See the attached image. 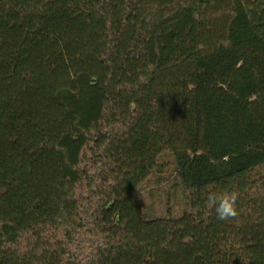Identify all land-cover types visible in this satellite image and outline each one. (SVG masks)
<instances>
[{
  "label": "trees",
  "instance_id": "1",
  "mask_svg": "<svg viewBox=\"0 0 264 264\" xmlns=\"http://www.w3.org/2000/svg\"><path fill=\"white\" fill-rule=\"evenodd\" d=\"M0 264H264V0H0Z\"/></svg>",
  "mask_w": 264,
  "mask_h": 264
},
{
  "label": "rangeland",
  "instance_id": "2",
  "mask_svg": "<svg viewBox=\"0 0 264 264\" xmlns=\"http://www.w3.org/2000/svg\"><path fill=\"white\" fill-rule=\"evenodd\" d=\"M172 173L173 172L165 176L171 178L168 185L164 184L162 187H154L152 185V181L151 183L149 181L145 190L139 192V203L143 205L146 210L150 211L152 215L159 216L161 213H164L171 204H176L179 206L182 202L181 194L173 195V192L168 194L171 184L175 186L174 175H172ZM171 194L173 196H170ZM182 212V207H180L179 211L175 210L173 213L179 214Z\"/></svg>",
  "mask_w": 264,
  "mask_h": 264
},
{
  "label": "clouds",
  "instance_id": "3",
  "mask_svg": "<svg viewBox=\"0 0 264 264\" xmlns=\"http://www.w3.org/2000/svg\"><path fill=\"white\" fill-rule=\"evenodd\" d=\"M238 198L239 193L236 191L222 194L210 191L207 194L208 206L215 209L216 218L220 221H229L238 215Z\"/></svg>",
  "mask_w": 264,
  "mask_h": 264
}]
</instances>
